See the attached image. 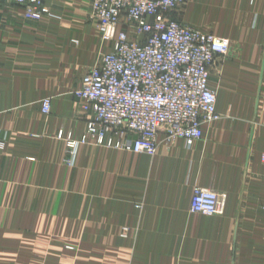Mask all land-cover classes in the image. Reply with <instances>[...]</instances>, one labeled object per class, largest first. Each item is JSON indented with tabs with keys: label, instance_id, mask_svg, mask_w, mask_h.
<instances>
[{
	"label": "crops",
	"instance_id": "crops-1",
	"mask_svg": "<svg viewBox=\"0 0 264 264\" xmlns=\"http://www.w3.org/2000/svg\"><path fill=\"white\" fill-rule=\"evenodd\" d=\"M0 0V264H264V0H189L173 17L229 39L210 71L220 119L202 137L157 135L155 154L80 143L73 91L109 49L89 0ZM50 99V112L41 101ZM213 215L190 211L196 187Z\"/></svg>",
	"mask_w": 264,
	"mask_h": 264
},
{
	"label": "built area",
	"instance_id": "built-area-1",
	"mask_svg": "<svg viewBox=\"0 0 264 264\" xmlns=\"http://www.w3.org/2000/svg\"><path fill=\"white\" fill-rule=\"evenodd\" d=\"M35 21L53 16L44 0H3ZM189 0H89V17L109 49L80 79L73 94L87 114L79 139L66 138L71 162L76 147L90 140L136 154L153 155L157 135L182 138L187 146L202 137L203 124L220 119L210 71L225 55L229 39L178 21L173 13ZM50 112V99L41 101ZM218 195L196 186L190 211L213 215Z\"/></svg>",
	"mask_w": 264,
	"mask_h": 264
},
{
	"label": "rangeland",
	"instance_id": "rangeland-1",
	"mask_svg": "<svg viewBox=\"0 0 264 264\" xmlns=\"http://www.w3.org/2000/svg\"><path fill=\"white\" fill-rule=\"evenodd\" d=\"M90 8V7H89ZM89 11H90V9H89ZM89 11H88V15L87 16H89ZM90 18V17H89ZM107 44V43H106Z\"/></svg>",
	"mask_w": 264,
	"mask_h": 264
}]
</instances>
